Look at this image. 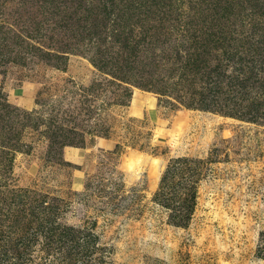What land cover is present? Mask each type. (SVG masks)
Wrapping results in <instances>:
<instances>
[{"label": "rangeland", "instance_id": "1", "mask_svg": "<svg viewBox=\"0 0 264 264\" xmlns=\"http://www.w3.org/2000/svg\"><path fill=\"white\" fill-rule=\"evenodd\" d=\"M211 1L147 3V24L176 48L170 27L222 22ZM250 4L235 0L226 54L208 44L216 29L205 30L202 46L163 59L146 77L130 59L97 66L91 57L105 48L64 26L70 11L0 0V186L26 192L46 228L59 222L67 232L51 243L39 232L29 254L16 245L19 260L3 264H264V123L199 106L214 87V74L198 70L205 65L237 82L252 75L255 85L234 101L264 102V72L249 71L255 63L240 34L251 27ZM253 6L264 33V5ZM193 33L185 32L186 46ZM192 186L196 208L182 226L164 203L179 206Z\"/></svg>", "mask_w": 264, "mask_h": 264}, {"label": "trees", "instance_id": "2", "mask_svg": "<svg viewBox=\"0 0 264 264\" xmlns=\"http://www.w3.org/2000/svg\"><path fill=\"white\" fill-rule=\"evenodd\" d=\"M42 1L55 5L56 8L60 7V11H70L71 14L64 16V26L66 28L74 30V28L78 27L82 31L83 37L99 39L102 42L105 49H101L98 52L99 54L97 55L99 56H97V58H91L97 66L104 70H106L109 65L110 67H114L123 63L125 59H130L137 64V68L141 69V71L144 70L143 73L146 74V77H148L147 74L155 73L156 70L159 69L157 68L158 66L161 67V65H164L161 64L163 59H165L164 62H166L170 59V57L176 56V53H181V51H184V54L186 53V55H189L192 49H197L202 46L203 43L198 41L199 38L202 37L201 32H205L206 30V33H208L207 30H211L212 28L216 29V32H212L210 35L215 37L216 40H210L208 42L209 46L212 44L216 50H223L224 53L231 48H234L232 45L233 40L231 39L229 32L231 33L233 29L236 30V26H234V19H231L234 13L232 12V7L235 4V0L211 1L213 11H222L224 16L221 20L222 22L215 24L212 23L213 20L211 19L209 22L213 24L212 27L206 26L205 18L204 24L202 21L199 22L189 19L182 25L176 24V26H174L175 28L170 27V30L176 31L179 35V40H177V42H180L177 43V49L175 48L176 43L173 46L169 43V38H162L159 34V26L147 24V19L151 17V6L147 3L150 4L156 2L160 3L162 6V0ZM171 1L173 0H163V3L168 5ZM246 1L249 4L251 3L250 8L253 10L251 17L253 20L249 22L251 27L248 30L245 32L239 31L245 39V50L252 52V58L250 56L249 61H254L255 65L253 64L250 66L251 69L249 68V71L253 74V72L257 71L255 68H258L260 72H264V33H262L263 29H261L260 23L255 24L254 22V16H261V14H257L254 11L253 6L255 5V7H259V9L262 8L264 0ZM61 3L64 4V6H61ZM236 4L240 7L244 6V3L240 1L239 3L236 2ZM169 11L170 10L168 9L166 13ZM79 13H87L83 21L74 18V15H78ZM166 18L167 15H162V17H160L161 20ZM191 31L194 32L190 41L191 44L186 46L185 42H187V40L185 39V32ZM184 40L186 41L182 42ZM114 49L117 53L113 52V54L110 55V50ZM180 55H183V53ZM228 57L230 58V56ZM228 57L227 59H229ZM218 68L219 67L213 68L210 67V65H205L204 68L198 69L202 76L205 77L209 76L211 73L214 74L212 78V85H214V87L212 88L211 86V90L208 93L209 96L212 97H207L206 100H208V102L203 100L205 102H202L203 104H200L199 106L204 108H213L218 106L221 110L224 108H228L229 110L232 109L233 112L231 113L237 114L249 120L261 121L264 123V102H255L254 97L256 96L252 97V102L247 106H242L234 101V98L239 99V91L242 92L244 90H248L250 87L255 85V80L251 82L253 76H249V78H252L249 81L242 80L237 82L228 76L226 72L223 73ZM239 75L241 76L242 74L238 73V76ZM227 83L229 87L227 86ZM221 84H225L226 88H222ZM234 85L238 89L234 88ZM201 86L206 89L204 84ZM260 87H264L262 82ZM240 98H246V93H243ZM191 175L195 177H190L195 184L198 178L196 176L197 172ZM167 181L168 174L165 173L162 179V187L167 186ZM194 187L192 186V191L189 192L187 198H185L179 206H176V204L174 205L167 199L164 203V205L168 206L172 210V220L182 226H187L189 224L196 208V190H194ZM158 194L159 196L164 195L162 192H159ZM27 204L28 198L26 192L17 191L15 188L11 187L3 188L0 186V264H3L4 262L8 263L9 261H7V259L11 261L19 260L20 255L18 254L16 245L18 248L23 247L29 254L31 247H33L37 241V235L39 232H41V234L45 232L43 236L46 239V243H51L56 237H59V235L64 237L65 234H67L64 229H61V223L59 222L58 225H55L53 228H46L44 224L45 218L40 217L38 210L30 208ZM12 210L15 211V217L12 216ZM41 228L44 230H39ZM58 229H61V232H57ZM20 242L21 244H19ZM13 264L16 263L13 262Z\"/></svg>", "mask_w": 264, "mask_h": 264}]
</instances>
